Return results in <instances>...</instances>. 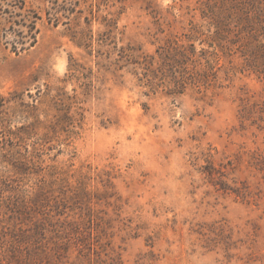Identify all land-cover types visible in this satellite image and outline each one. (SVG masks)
Instances as JSON below:
<instances>
[{
	"label": "rangeland",
	"instance_id": "obj_1",
	"mask_svg": "<svg viewBox=\"0 0 264 264\" xmlns=\"http://www.w3.org/2000/svg\"><path fill=\"white\" fill-rule=\"evenodd\" d=\"M250 2L0 0V264H264Z\"/></svg>",
	"mask_w": 264,
	"mask_h": 264
},
{
	"label": "trees",
	"instance_id": "obj_2",
	"mask_svg": "<svg viewBox=\"0 0 264 264\" xmlns=\"http://www.w3.org/2000/svg\"><path fill=\"white\" fill-rule=\"evenodd\" d=\"M250 1H251L250 3L241 4V5L238 4L235 6L237 7V13H238L237 17H239L238 18L239 20L240 19L247 20L248 22L253 23L254 25L260 26L262 29H264V4L260 3L262 0H250ZM249 6L251 8H248ZM4 15H7L9 18H13V16H15L14 12L10 11L8 8L4 9V7L1 6L0 4V19L4 17ZM220 17L222 16H219V18ZM33 18L38 19L36 14ZM15 25H18V26L22 25V26L27 27L28 32L24 33L23 31L16 30L14 28V25H12L9 29L4 28L0 31L2 38L8 40L9 35L11 34H14L17 37H19L20 39H16L13 41L14 43L13 45L16 51H18L19 49L18 44L23 45L22 50H25V51L28 50L30 47H33L37 43L38 30L36 28V22L31 21L30 24H26V22L22 23V22L15 21ZM218 34H221V32ZM27 44H30L28 48H26ZM172 48L169 49V54L171 53L170 52L171 50L173 52L176 51L177 57L173 60L170 57L169 60L173 62V67L175 64H177V66H181L180 68L182 69L180 70V72H175V74L180 73V77L175 78L176 87L185 88L188 85H198L201 82H205V80H208L207 79L208 76L206 77V74H207L206 71L200 72L196 70L195 68L190 70L188 67H186V65L189 62H191L192 65L197 64L196 63L197 61L193 59L194 54L196 53V48L194 45H191V51H190V54L188 55H185L184 53L185 51H182L181 49H179L180 47L173 48L174 50ZM217 55L218 54L216 53L212 54V56L215 57V59L217 58ZM179 56L186 58L187 62L181 63V61L179 60ZM249 61H251L250 67L252 66L256 71L264 74V44L263 43H260L259 45H257V48H255L254 50H250V60Z\"/></svg>",
	"mask_w": 264,
	"mask_h": 264
}]
</instances>
